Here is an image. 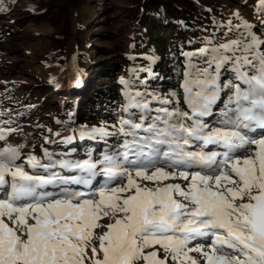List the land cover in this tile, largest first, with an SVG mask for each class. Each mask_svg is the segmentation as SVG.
Masks as SVG:
<instances>
[{"label": "snow or ice", "instance_id": "obj_1", "mask_svg": "<svg viewBox=\"0 0 264 264\" xmlns=\"http://www.w3.org/2000/svg\"><path fill=\"white\" fill-rule=\"evenodd\" d=\"M259 8L264 11V0ZM236 28L243 29L237 39L184 53L208 65L201 70L189 60L183 85L188 111L178 105L152 109L159 97L126 91L128 118L113 125L116 133L106 127L80 131L81 139L119 133L122 151L99 160L55 161L45 149L47 162L28 155L18 164L19 147L0 148V264H199L192 251L205 264H264V39L247 21ZM228 65L234 80L221 82ZM224 89L228 102L218 126L210 127L204 118ZM207 145L223 151H205ZM252 145L251 156L238 155ZM97 177L103 178L99 187ZM177 178L186 185L164 183ZM102 217L112 222L101 225ZM98 227L107 228L99 249L91 245ZM197 240H207L208 249L189 247ZM154 245L167 253L163 259L156 250L144 252Z\"/></svg>", "mask_w": 264, "mask_h": 264}, {"label": "trees", "instance_id": "obj_2", "mask_svg": "<svg viewBox=\"0 0 264 264\" xmlns=\"http://www.w3.org/2000/svg\"><path fill=\"white\" fill-rule=\"evenodd\" d=\"M81 6H84L83 25L74 20L75 12ZM0 8L4 9L0 11V39L17 30L30 29L29 31L35 35H56V39L55 37L53 39L58 44V49L55 52L48 51L44 59L37 60L32 52H28L23 54L28 60L16 64L8 58L7 53L0 51V77L2 75L18 79L23 77L27 79L26 81L49 77L52 81L49 85H53L55 91H60L64 89L59 81L53 80L55 78L53 70L56 69L60 73L73 72L70 82L75 87V93L65 108L54 109L58 111L56 117L58 124L56 129L50 132L54 144L46 150L52 154L55 161H78V158L71 156L79 157L76 155L79 151L86 154L84 157L92 159L99 157L103 152L110 155L118 152L125 139L119 133L110 138L88 137V141L84 139L85 143L79 148L74 146V139L66 142L64 138L74 136L77 123L78 131H90L92 128L88 126L94 122L109 123L121 114L128 118V113L123 111L122 102L125 101V94L122 95L121 89L127 87L132 93L141 91L147 100H151L153 95L161 99L160 95L164 92L172 97L170 100L172 108L178 105L181 110L188 111L184 102L183 84L185 72L189 70V60L201 70L208 65L205 58L200 56L189 58L184 53L197 52L205 46H219L237 39L243 29L237 30L236 26L242 21H247L252 26V32L260 39H264V11L259 8V0H127L121 5L111 0H46L39 3L35 0H2ZM95 23L98 26L93 32L96 31L98 35L86 43L87 56L92 57L94 62L100 60L102 53L112 55L102 57L101 60L105 58L104 63L98 66L92 63L89 69L82 72V69L74 67V58L79 53L76 50L73 52L71 47L68 48L69 35H72L73 31L90 34L91 26ZM33 27H40L39 31ZM261 50L264 51V47ZM109 61L111 66H108ZM115 67L120 69L115 71ZM230 67L231 65H228L221 69V82L234 80ZM34 69L39 71L36 76L31 74ZM95 75L99 76V80L94 78ZM106 75L115 77L111 85H114L116 92L110 93L111 90L107 87L101 88L100 85L109 77ZM122 77L128 81L127 85L121 84ZM86 80L92 84L88 85V82L85 83ZM10 83L9 85H13ZM24 83L22 80L16 86H11L15 88L16 94L21 95L15 101L17 108L20 109L16 112L17 118L21 115L24 118L37 117L46 102L43 97L46 88L41 85L29 89ZM84 83L87 93L81 89ZM6 89L0 80V106L2 102L8 100L1 95ZM16 94L8 96L13 97ZM229 95L228 90L224 89L217 104L220 101L227 102ZM154 103L155 101L151 102L152 109L162 107L161 102L157 105ZM217 104L213 107V112L214 109L216 112L220 108ZM73 109L77 110L76 117H73ZM130 111L137 112L134 119H138V110ZM5 113L1 111L0 115H7L10 118L14 116ZM154 113L153 111L151 115ZM81 125H86L88 129H83ZM45 126L43 125V128ZM37 137L38 135L31 132L22 143L27 145L28 149H33Z\"/></svg>", "mask_w": 264, "mask_h": 264}, {"label": "rangeland", "instance_id": "obj_3", "mask_svg": "<svg viewBox=\"0 0 264 264\" xmlns=\"http://www.w3.org/2000/svg\"><path fill=\"white\" fill-rule=\"evenodd\" d=\"M37 3L43 1L45 2L46 0H35ZM114 3L117 4H124L125 2H127V0H111ZM84 6H81L79 9L76 10L75 12V16H74V20L80 24L83 25V23H85V16L84 13L82 11ZM235 9H237V7H234ZM245 13H247L246 11H243ZM98 26L97 23H95L94 25L91 26L90 31L92 33L90 34H82L80 32H72V35L70 34V38L68 39V43L69 46L68 48H70L73 52L74 50H76L79 55H77V57L74 58L75 60V66L78 69H82V72L86 71L87 69L90 68L91 64L94 63L96 66H98V64L100 63H104L105 62V58L101 60L102 57H108L112 54L109 53H102V56L99 58L100 60L94 61L93 62V58L90 56H87V47H86V43L90 40H93L94 37H96L98 34L95 32H93L95 30V28ZM35 29H37V31H39L40 27H33ZM30 30V29H29ZM29 30H17L16 32L10 33L9 35L3 36L0 39V51H3L5 53L8 54V58L10 60H12L13 62L16 63H20L22 60H28L25 58V56H23V54H27L28 52H32L33 56L35 58H38L37 60H41L44 59L45 56L49 53L48 51L53 50V52H55L58 49V44L57 42L53 39V37H55L56 39V35H35L32 32H30ZM34 37V38H33ZM104 55V56H103ZM110 62V61H109ZM114 62V61H113ZM111 62L108 64V66H111ZM116 68V67H115ZM120 67H117L115 69V71L119 70ZM39 71L34 69L32 71L31 74H34V76H36V74ZM62 73V72H61ZM60 71L58 70H53V74L55 76V78L53 79L54 81H59L60 86L64 89V90H60V91H55L54 90V86L53 85H49L51 84V79H49V77H44V79L39 80V79H35V80H28L24 79L23 77L18 78H14L12 76H1L0 80L4 83L5 85V89L8 90L6 93L3 92V96H5V98H8L7 101L2 102L0 108V112H6L5 114L9 115H14L13 117H7L6 116H2L0 115V129L5 130L6 132V138L0 140V148H3L7 145H11V146H16L19 147L21 156L20 159H18L16 161V163L20 164V163H24V158L27 157L28 155H35L37 158L42 159L43 162H47V160L44 158V150L45 149H49L53 146V142H52V134L50 132H52V129H56L57 126V121H56V117L58 115V111L54 110V109H59V108H65L69 103L68 101L71 100L72 94L75 93V87L72 86V83L70 82V78L73 75V72L69 73H62L61 74ZM102 76H104V74H102ZM109 77H106V80L104 81L103 84H101V88L103 87H107L108 89H110V93H114L116 91H114V85H111L114 83V79L115 77H111L110 75H106ZM94 78L96 80H99V76L95 75ZM124 78V77H122ZM83 78H81L82 80ZM22 80L25 82L24 84L29 86V89L32 88H38L39 86H44V88H46V91L43 95L44 99H46L45 104L43 105L41 112H39V114H37V117H28V118H24V116H19L16 113L17 111H19L20 109L17 108L16 106V99H18L21 95L20 94H16L15 88L11 87V86H16L17 84L21 83ZM84 80V79H83ZM126 80V79H125ZM16 81V82H13ZM121 81V80H120ZM10 82H12L13 85H9L11 84ZM83 82V81H82ZM88 82L92 84V82L89 80H86L85 83ZM85 83L81 86V89L83 90L84 93H87V89L84 88ZM184 85V84H183ZM122 90V95H124L126 93V91L128 92H132L129 91L127 87L121 89ZM184 91V90H183ZM141 92V91H140ZM139 92V93H140ZM2 93V92H1ZM18 93V92H17ZM9 94H16L13 97L8 96ZM162 95H160L161 99L159 101H155L154 105H157L158 102L163 101V100H172L170 96H167L166 93H161ZM7 95V96H6ZM124 97V96H123ZM10 98V99H9ZM124 102H122V106L126 105V100L127 97L125 95L124 98ZM80 101V99H79ZM78 101V102H79ZM228 102V101H227ZM226 101H224V103H222V101H220L217 106L220 107L218 108V111L215 112L216 109H214V112L211 116L209 117H205L204 120L205 122L210 126V127H215L218 126V121L222 115V112L225 108V105L227 104ZM120 105V104H119ZM31 106V105H28ZM162 107H168V108H172V103L168 104V105H163L161 104ZM75 111H77L76 109H73V117H76ZM29 114V113H28ZM155 115V113H154ZM123 117L122 114L117 115V118L114 121H111L109 123H100V122H94L91 126H88V128H94V127H106L108 129L109 132H114L117 131L116 127H113V125H116L118 127V121L119 118ZM9 118V119H8ZM37 118V119H34ZM43 125H46L45 128H43ZM77 125H79V123L76 124L75 126V130L74 131V146H76L77 148H79V146L83 145V143H85V140L88 141V137L81 139L80 138V131H78L79 129L76 128ZM50 126V128H48ZM80 127H82L83 129H88L86 128V125H81ZM11 130L10 132H8L7 130ZM33 133L38 135V140L36 139V143L33 146V149H28V146L24 145L22 142L25 141L27 134L29 133ZM250 135H254L253 133H250ZM47 138V139H46ZM110 138V136L108 137ZM255 138H260L258 136H255ZM35 139V138H33ZM110 140V139H109ZM86 141V142H87ZM91 142V141H89ZM113 143V142H112ZM123 144V143H122ZM122 144L119 146V151H122ZM82 148V147H81ZM256 146L252 145L248 147V150H238V155H240L242 158L243 157H248L251 156L253 154V152L255 151ZM33 150V151H31ZM191 150H197L196 145H192L191 146ZM205 151H223V149H221L219 146H215V145H207L204 147ZM76 155H78L79 157H74L73 155L71 156V158H78V161H83L84 159H87L86 154L82 153V152H77ZM104 155H110L109 153H101V155L99 157H95L93 160H99L102 159ZM160 167H164L163 164L159 165ZM25 170L27 171H32L30 168H28L27 165H25ZM57 170V169H56ZM169 172L172 171V169H167ZM38 171H42V170H38ZM63 174L65 175H69L71 173L68 172V170L63 171ZM103 178L102 177H97L94 181L93 184L96 187L100 186V183L102 182ZM141 183V185H147L149 187H153V183L149 182V181H139ZM164 183H175V184H181L182 186L186 185V182L183 179L177 178V179H169L167 181H165ZM74 187V186H73ZM81 190H85L87 191L88 189H85L84 186H79ZM49 190H52L51 188ZM3 194L0 193V198H2ZM112 222V219L110 217H102L99 221V223L101 225H107L108 223ZM11 226V225H10ZM105 231H107L106 227H98L97 229L94 230V237L91 241V245L95 246L99 249V244L100 241L98 239V237L100 235H102ZM198 244H201L204 246L205 250L208 249V241L207 240H197V241H193L189 244V247L194 248L196 247ZM153 250L158 251V258L163 259L167 253H165V251L161 248L160 245H154L152 247L146 248L144 249L145 253L151 252ZM189 255L194 258L196 261L199 262V264H205L204 258L202 256V254L200 252H196V251H192L189 253ZM88 256L91 257L92 253H91V249H88ZM136 264H146V261H144L143 259H140L136 262ZM168 264H177V262L172 261L171 259L168 260Z\"/></svg>", "mask_w": 264, "mask_h": 264}]
</instances>
